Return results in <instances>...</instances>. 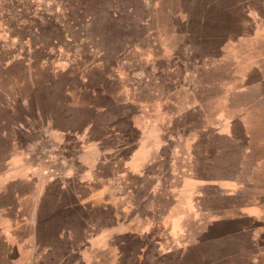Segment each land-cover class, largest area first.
Masks as SVG:
<instances>
[{"label": "rangeland", "instance_id": "374dc122", "mask_svg": "<svg viewBox=\"0 0 264 264\" xmlns=\"http://www.w3.org/2000/svg\"><path fill=\"white\" fill-rule=\"evenodd\" d=\"M0 264H264V0H0Z\"/></svg>", "mask_w": 264, "mask_h": 264}, {"label": "crops", "instance_id": "0c3cea01", "mask_svg": "<svg viewBox=\"0 0 264 264\" xmlns=\"http://www.w3.org/2000/svg\"><path fill=\"white\" fill-rule=\"evenodd\" d=\"M261 80H263V79H261ZM89 146V145H88ZM83 148H85V147H83ZM87 148H91V147H87ZM88 155H86L85 154V152L84 153H82V159L83 160H87V161H89L88 159H90V158H88L87 157ZM90 156H92V154L90 155ZM91 160V163H90V165H92L93 163H94V158H92V159H90ZM174 160L175 159H172L171 158V160H170V162H171V164L174 162ZM32 170V169H31ZM29 171V173H26L25 175L23 174V176L22 177H24L25 179H33V180H35V181H37L36 183H35V188H34V196H37V195H40L41 193H42V189H43V187H42V180H45L46 182H48V181H53L54 180V178H57V176L56 177H54V176H52V175H50V176H47V177H43V173H39L38 175H36L35 173H32V171ZM28 172V171H27ZM32 173V174H31ZM156 173H154L153 174V176H152V178L154 179V177H156ZM36 176V177H35ZM159 176V175H158ZM157 176V177H158ZM158 178H160V176L158 177ZM162 178V177H161ZM97 180V179H96ZM155 180V179H154ZM122 182H124V181H122ZM155 182H159V180L157 179V180H155L153 183H155ZM44 184V183H43ZM113 202H116L117 200H116V198L114 199V200H112ZM178 201H179V199H178ZM179 203H180V201H179ZM114 204V203H113ZM179 205V204H178ZM72 206V205H71ZM173 208H174V205H172V206H170L169 208H168V210H169V212L170 211H172L173 210ZM124 209V208H123ZM179 216V215H178ZM163 218H165V217H163ZM171 221H172V219H171ZM162 222H163V219L161 220H159L158 221V224L159 225H161L162 224ZM181 228V227H180ZM119 232V231H118ZM121 232V231H120ZM123 232V231H122Z\"/></svg>", "mask_w": 264, "mask_h": 264}]
</instances>
